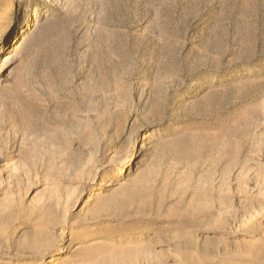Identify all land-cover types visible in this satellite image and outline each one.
<instances>
[{"label":"rangeland","instance_id":"obj_1","mask_svg":"<svg viewBox=\"0 0 264 264\" xmlns=\"http://www.w3.org/2000/svg\"><path fill=\"white\" fill-rule=\"evenodd\" d=\"M28 3L0 264H264V0H0V42Z\"/></svg>","mask_w":264,"mask_h":264},{"label":"bare ground","instance_id":"obj_2","mask_svg":"<svg viewBox=\"0 0 264 264\" xmlns=\"http://www.w3.org/2000/svg\"><path fill=\"white\" fill-rule=\"evenodd\" d=\"M23 10H24V13L26 14H25L24 20H22V24L19 25L18 29L16 25V27L12 30V34L8 35L7 37H5V39H3V41L0 42V53H3V52L9 53L11 42H13L14 39L19 36L20 34L19 32L25 33L28 30V27H30L33 24L34 19L40 17L43 14V8L39 7V5H36L33 10V8H31V3L24 4L22 11ZM27 18L29 19L26 20ZM17 30H19L18 34L16 33ZM2 60L4 61L1 62L2 67L0 68V74L5 73L9 69V67L13 64V58L7 59L4 57ZM110 186H113V185L112 184L105 185V187H110ZM43 238H45V235L43 234L37 236L38 240H42ZM39 255L43 256L44 253L41 252Z\"/></svg>","mask_w":264,"mask_h":264}]
</instances>
